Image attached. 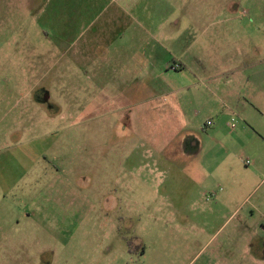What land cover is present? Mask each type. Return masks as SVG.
Returning <instances> with one entry per match:
<instances>
[{
    "label": "rangeland",
    "instance_id": "1",
    "mask_svg": "<svg viewBox=\"0 0 264 264\" xmlns=\"http://www.w3.org/2000/svg\"><path fill=\"white\" fill-rule=\"evenodd\" d=\"M219 2L148 0L121 23L100 19L73 56L71 17L0 0V264H190L204 245L193 264L223 247L230 264H264V181L239 166L264 160V0ZM227 13L239 18L203 23ZM175 55L189 72L164 67ZM152 58L194 84L178 104L143 71ZM252 63L258 89L215 71Z\"/></svg>",
    "mask_w": 264,
    "mask_h": 264
},
{
    "label": "crops",
    "instance_id": "2",
    "mask_svg": "<svg viewBox=\"0 0 264 264\" xmlns=\"http://www.w3.org/2000/svg\"><path fill=\"white\" fill-rule=\"evenodd\" d=\"M33 1H36V0H29V3L32 5ZM37 1H40L39 4H41L40 12H42V10L44 12L43 8L48 9L50 6L54 9H57V10L53 11V16H52L53 20L57 21L56 23H59L62 21L64 22L63 17H71L70 20L65 19V22H69V23L71 22L72 23L71 32L69 30L65 29L62 31L61 37L62 38H69V39L73 40V41L69 42L68 44H65V46L62 44L65 48L67 47V49L73 50V56L80 55V53L82 52V50H80V48H82L80 40L82 38H84V35L86 32H91V33L95 32L94 26L96 23L101 22L100 19H102L103 17L110 16L112 18L109 21L116 20L119 23H121L123 20V17L127 18L129 13L131 11H133L134 8H137L138 6H141L142 8H144L146 6V1H147V4H150V3H148V0H37ZM150 1H151V3H154L156 0H150ZM222 1H224V2L228 1L229 2V0H222ZM232 1H234V0H232ZM217 2H218L217 3L218 6H219L220 5L219 0H217ZM222 6L228 7L226 4L222 5ZM111 8H115V10H112ZM238 18L239 17H237L231 13H227V15H225V16H222V15L213 16V14H212V15H209L208 18H206V20H204L203 23H209V22L218 23L220 21L235 22ZM201 28L203 29V26H201ZM208 30H209V27L204 26V31H206L208 33ZM68 32H70L71 35H69ZM44 33L46 35H49V31H47V30H45ZM125 36H126L125 38H128V34H125ZM97 37H99V36L98 35L95 36L93 34L91 36H89V38H97ZM88 45H89V43H88ZM82 49H84V48H82ZM143 50H144V48H143ZM122 52H123V49L121 51V54H122ZM175 56L176 57H174L173 62H171V61H170V63L167 62L168 64L164 63V67L168 68V66L170 65L169 68L171 69L172 66H174L175 64H179L181 67L178 70H174L175 72H182V71L189 72L190 67H189V65H187L188 64L186 62L187 59L183 58V56H179V57L177 55H175ZM160 61L161 60H155L154 58H152V60H150V63H147L146 67L145 66L143 67V71L149 70L150 72H153V68H154L156 73L153 72L151 75L155 77L154 78L155 86L159 85L158 84L160 82L159 80L163 79V82H162L163 86L168 83L167 87L170 89V91H169L171 93L170 96H171L172 100L174 101V103L178 104L177 90L178 89H185V88L188 89L189 87L194 86V84L191 83L190 85H188V87L185 85L180 86V84L177 83L175 77L168 78V80H166V78H163L164 76H162L161 73H159V71H157V69L155 67V64L157 62H160ZM200 63H202V61ZM150 64H152L153 68H151ZM247 68H249L250 70L247 71ZM222 69L225 71L232 72L233 76H234V74H237L238 76L243 77L244 79H247L246 80L247 85L253 86L255 89H258L259 85L263 82L260 79L261 75L256 74L259 70L256 63H252V64L245 66V68L243 70L240 66L234 65V64H232V65H230V64L223 65L222 64L220 67H217L216 70L215 69H213V70L220 71ZM246 71L247 72L252 71V72L247 74ZM98 76H100V78H102V79L107 77L105 75H102V72H98ZM231 82L232 81H228V84H232ZM178 85H179V87H177ZM219 86H220V84H217V86H216L217 89H216V92L214 93L215 96H221V94L218 93ZM224 86L226 87V84H224L223 87ZM232 86H233V88L236 87L235 85H232ZM256 91L257 90L252 91L251 93H249L248 96L251 98L252 97L256 98L257 97V95L255 93ZM225 92L227 93L226 95L228 97H231L232 93L235 92L234 97H236V98L239 97V99H240V96L242 95V94L240 95V93L236 94L237 92L235 90L234 91H232V90L226 91L225 90ZM211 93H212V91L210 93L205 92L206 95H209ZM226 95L223 97H226ZM176 108L179 110L180 113H182V115L184 114V112L180 106L176 107ZM207 126H205V128H207ZM231 127L233 129H235L236 125L232 124ZM251 156H252V161L250 159H246L243 161L239 159V161H240L239 166L243 170H245L243 167L248 168L252 165V170H250V172L249 171L248 172L252 173L253 175H256V178L258 176L259 177L258 179H261L263 182L264 181V160L262 159L261 154H258V153L251 154ZM245 161H249L250 164L247 165L245 163ZM247 178L249 179V177H247ZM249 180H247L244 184L249 186L250 185ZM256 189H255V186L252 185L251 187L245 188V191L253 193ZM224 192H226V191H222L223 194L222 193L217 194L216 198L220 199V197L222 198L225 196H230V194L232 195V197H234L233 196L234 193L232 191H231V193L228 192L229 194L224 193ZM203 196H204L205 202L199 204L198 205L199 207H202V206L207 207V205H205V203L207 204L208 197L206 194L205 195L203 194L201 196V198H203ZM237 196H240V193ZM241 206H242V204L239 207L237 205V209L235 212H237L241 208ZM202 228L205 231H207V228L203 225H200L196 228L191 227L190 230H197L199 232H203L204 230ZM221 229H219V231ZM242 229L243 228L241 225L236 227L237 231L242 230ZM198 236H199V234H195V237H198ZM237 237L240 238V235ZM236 241L238 244L239 240H236ZM208 243L209 242L207 241L206 245ZM205 247L206 246L204 245L202 247L201 251L194 255L195 256L194 258H187L190 261V264H193L196 262V260L198 259L197 257L199 256V254L201 252H203ZM223 249H224V247L221 249V251H215L213 254H211L213 256H211V258H208L207 264H230L231 260L234 259L233 258L234 252L232 253V250L227 251V249H225V250H223ZM219 260L221 261V263L219 262Z\"/></svg>",
    "mask_w": 264,
    "mask_h": 264
},
{
    "label": "flooded vegetation",
    "instance_id": "3",
    "mask_svg": "<svg viewBox=\"0 0 264 264\" xmlns=\"http://www.w3.org/2000/svg\"><path fill=\"white\" fill-rule=\"evenodd\" d=\"M36 97H37V100H35V101L38 102V104H41V102H42V98H41L40 96H38V95H37ZM46 100L49 101V100H50V97L47 96V97H46Z\"/></svg>",
    "mask_w": 264,
    "mask_h": 264
},
{
    "label": "built area",
    "instance_id": "4",
    "mask_svg": "<svg viewBox=\"0 0 264 264\" xmlns=\"http://www.w3.org/2000/svg\"><path fill=\"white\" fill-rule=\"evenodd\" d=\"M180 65L179 64H175L173 67H172V69H174V70H178V69H180ZM245 163L247 164V165H249L250 164V162L249 161H245Z\"/></svg>",
    "mask_w": 264,
    "mask_h": 264
}]
</instances>
